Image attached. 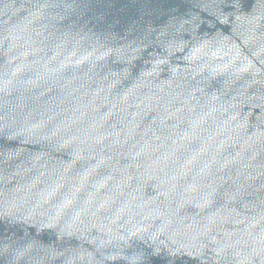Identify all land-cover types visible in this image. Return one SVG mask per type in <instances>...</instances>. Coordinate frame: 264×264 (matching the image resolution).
Masks as SVG:
<instances>
[{"label": "water", "instance_id": "water-1", "mask_svg": "<svg viewBox=\"0 0 264 264\" xmlns=\"http://www.w3.org/2000/svg\"><path fill=\"white\" fill-rule=\"evenodd\" d=\"M0 264H264V0H0Z\"/></svg>", "mask_w": 264, "mask_h": 264}]
</instances>
